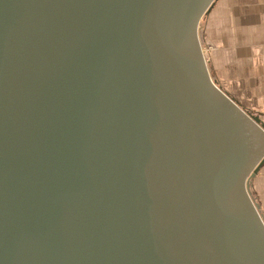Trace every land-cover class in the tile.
<instances>
[{
    "label": "water",
    "instance_id": "1",
    "mask_svg": "<svg viewBox=\"0 0 264 264\" xmlns=\"http://www.w3.org/2000/svg\"><path fill=\"white\" fill-rule=\"evenodd\" d=\"M216 0H0V264H264V119L211 75Z\"/></svg>",
    "mask_w": 264,
    "mask_h": 264
},
{
    "label": "crops",
    "instance_id": "2",
    "mask_svg": "<svg viewBox=\"0 0 264 264\" xmlns=\"http://www.w3.org/2000/svg\"><path fill=\"white\" fill-rule=\"evenodd\" d=\"M201 26L216 83L264 119V0H216Z\"/></svg>",
    "mask_w": 264,
    "mask_h": 264
},
{
    "label": "rangeland",
    "instance_id": "3",
    "mask_svg": "<svg viewBox=\"0 0 264 264\" xmlns=\"http://www.w3.org/2000/svg\"><path fill=\"white\" fill-rule=\"evenodd\" d=\"M205 15L202 17L199 25V36H200V42L202 46L204 45L202 40V34H201V22L203 21ZM206 51V49L204 48ZM264 171V169L261 171V173ZM262 177H260L259 173L254 176L250 181V189L255 196L256 200L260 203L261 208L264 212V174H261Z\"/></svg>",
    "mask_w": 264,
    "mask_h": 264
},
{
    "label": "built area",
    "instance_id": "4",
    "mask_svg": "<svg viewBox=\"0 0 264 264\" xmlns=\"http://www.w3.org/2000/svg\"><path fill=\"white\" fill-rule=\"evenodd\" d=\"M202 48H203V46H202ZM204 50V49H203ZM206 51L204 50V53H205Z\"/></svg>",
    "mask_w": 264,
    "mask_h": 264
}]
</instances>
